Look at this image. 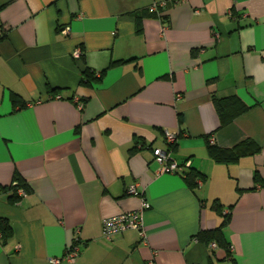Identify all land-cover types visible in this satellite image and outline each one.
<instances>
[{"label":"crops","instance_id":"0c3cea01","mask_svg":"<svg viewBox=\"0 0 264 264\" xmlns=\"http://www.w3.org/2000/svg\"><path fill=\"white\" fill-rule=\"evenodd\" d=\"M215 96L245 109L221 125ZM211 145L258 150L219 161ZM155 148L190 168L161 172ZM16 173L29 191L0 194V264H48L74 241L66 264H264V0H0V188ZM134 184L146 240H108L103 219L141 205ZM227 213L230 254L196 238Z\"/></svg>","mask_w":264,"mask_h":264},{"label":"built area","instance_id":"2783aa9c","mask_svg":"<svg viewBox=\"0 0 264 264\" xmlns=\"http://www.w3.org/2000/svg\"><path fill=\"white\" fill-rule=\"evenodd\" d=\"M167 4L166 1L156 2L152 5V10L159 13V10L162 6ZM69 27H66V31H69ZM84 54V51L81 47H78L74 52L73 56L75 58H81ZM61 95L50 96L51 98H61ZM180 97V96H179ZM77 104L80 108L84 107V103L80 100H77ZM165 139L168 143L176 142L178 138V133L171 132L167 129L164 130ZM213 140V139H212ZM154 155L156 161L161 166L160 171L164 173H183L187 169L190 168V161H186L184 163H179L176 159L173 158L172 154L168 150H163L162 148H155ZM198 184L202 185V180L199 179ZM127 192L131 195H138L141 199V205L138 209L133 211H126L119 213L117 215L105 217L102 221V234L103 236L111 240L115 236L123 234L124 232L130 229H136L139 231L141 238L146 240L145 233V224H144V214L145 211L151 208V203L146 197L143 191H140L137 184L130 185L127 189ZM2 193V189L0 188V194ZM17 193L20 197L27 194V192L23 188H19ZM213 246H216L215 243H211ZM80 253V246L76 241L71 243L65 253L62 256L51 257L48 259V264H66V263H74L76 257Z\"/></svg>","mask_w":264,"mask_h":264},{"label":"trees","instance_id":"16d2710c","mask_svg":"<svg viewBox=\"0 0 264 264\" xmlns=\"http://www.w3.org/2000/svg\"><path fill=\"white\" fill-rule=\"evenodd\" d=\"M102 79V74L100 76L96 75L95 71H92L91 69H86L83 75V81L87 84H94ZM58 94V93H57ZM214 102L216 104L218 113L220 115L221 119V125H224L226 122L230 121L233 117H235L237 114L244 111L245 106L242 105V103L238 100V98L235 97H227V98H219L214 97ZM239 146L233 147L231 149H221L219 147H216L214 145L210 146V153L211 155L219 161H231L234 159H238L242 154L247 153L248 151L255 152L258 150V147L248 148L245 147V149L242 151H239ZM198 174L195 171L189 170L186 172V179L189 183L190 187L195 188L197 185V182L195 181ZM9 188L12 192V198L19 199L21 198L17 190L19 188H23L26 192L29 191V186L27 185V182L25 179L18 173L14 175L13 184L9 187L1 188L2 190ZM223 205L219 203L218 201L214 202V208L218 212H222ZM232 206H230L231 208ZM224 210V209H223ZM230 211V210H229ZM230 214L227 213L222 219V222L219 226L207 229V230H201L197 233L196 238L205 243V244H211L215 243L216 246L224 248L228 254H230V244L226 239L224 228L226 227ZM14 235V228L11 224V222L4 217H0V239L3 243H6L8 240H10Z\"/></svg>","mask_w":264,"mask_h":264}]
</instances>
